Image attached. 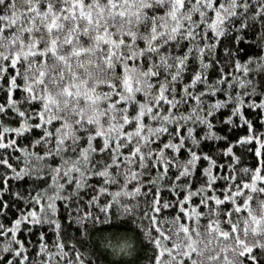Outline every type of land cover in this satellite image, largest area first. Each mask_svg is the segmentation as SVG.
I'll return each mask as SVG.
<instances>
[{"label": "snow or ice", "instance_id": "snow-or-ice-1", "mask_svg": "<svg viewBox=\"0 0 264 264\" xmlns=\"http://www.w3.org/2000/svg\"><path fill=\"white\" fill-rule=\"evenodd\" d=\"M252 34L264 0H0V264H264V54L233 57Z\"/></svg>", "mask_w": 264, "mask_h": 264}, {"label": "trees", "instance_id": "trees-1", "mask_svg": "<svg viewBox=\"0 0 264 264\" xmlns=\"http://www.w3.org/2000/svg\"><path fill=\"white\" fill-rule=\"evenodd\" d=\"M257 31H259V28H257ZM234 43L236 44V47L239 49V54H237L235 49H233V57H234V59H239L241 62L247 60L249 56H257V55L264 54V47H262L260 44L257 43V36L255 34H252L250 37L246 36V38L244 39L243 42L234 41ZM221 51H222V46H221ZM224 56H225V62L227 63V54H224ZM250 69H251V72H252V76L249 77V78H254V77H258L259 76V70L251 68V65H250ZM12 71L13 70L10 68L9 72H12ZM226 71L229 72V73H232L233 75H239L241 77L243 76L242 69H234L231 63H228ZM16 95L18 96V93ZM217 98H223V94L220 93L217 96L208 97V99H217ZM245 108H246V106H245ZM230 110H231V106L218 110L219 113H220L218 118H223V116L229 115L230 114ZM253 112H254V110H253ZM246 114H249V113L246 111ZM229 127L233 128V138H238L239 135H244L246 133V127L243 126V125H240L238 128L235 127V126H229ZM255 127L257 128V130H259L260 128L264 127V125H262L260 123H256ZM217 131H220V130L217 129ZM225 134H226V132H225ZM249 146L252 147L251 142H250ZM122 151H130V148L126 147L125 149H122ZM248 160L253 161L250 164L251 167H255L256 166V163L254 162L255 161L254 157L249 156ZM246 163H247V161H246ZM244 166H245L244 164L240 165L241 168H243ZM238 171H239V169H238ZM241 178H247V177L242 175ZM26 186L27 187H31L30 184H28ZM215 186H216L217 189H220L222 187L221 184H217ZM127 187H129V189L133 188V187H135V183L133 181H129ZM117 190L118 189H116V188L110 187L109 193L101 194V195L102 196L107 195V198L111 199V192L112 191H117ZM217 194L218 195H222V192L218 191ZM173 195H179V193L173 194ZM209 195H211V191H209ZM164 196H165V199H169L170 198V196H169V194L167 192L164 193ZM255 196L258 199L261 196H264V194L257 193V194H255ZM121 197H122V202H129L132 199L131 197H124L122 193H121ZM84 199L87 200L88 197H84ZM136 199L139 200L141 207H143L144 203H145V201H144V193L142 192L140 195H138L136 197ZM100 202L104 203L105 201L103 199H101ZM58 203H60V202L58 201ZM198 203H199V198L198 197L194 198L193 201H192V204L193 205H197ZM253 205L255 206V199L253 201ZM185 206H187V204ZM24 207H25V205L22 204V203L17 205V209L18 210L19 209H23ZM62 207L63 206L61 205V208ZM224 207L225 208L231 207V204L229 202H225ZM95 210L99 211L98 208H96ZM198 210L201 211V212L206 211V209L203 206H201ZM112 211H115V208H113ZM175 211H176V206L173 207L172 211L165 210L163 212V214L160 216V219L164 220L165 217H169L170 218L172 215H174ZM13 218H14V215H13ZM0 220H2L5 225L9 224V221L7 219H5V218H0ZM109 223H111V221H109ZM145 225L147 226V220L145 221ZM161 227H163L165 229H168L169 223H164V224L161 225ZM223 227L226 228L227 225L224 224ZM22 228L23 229H29L31 231V236L29 237L28 232L27 231H23V230L18 231V236L21 239H25L26 241L30 239L33 245H36V246L39 245L38 236H39V233L41 231L45 232V243H47V244H49L51 246L55 242V230L51 226H47V227H41V226H38V225L37 226H33V225L28 224L27 222H23ZM106 231L111 232L112 230L109 229V230H106ZM121 231H123V230H121ZM74 235H75L74 232H70V234L68 235L67 239H70L71 236H74ZM50 250L53 251V252L56 251L55 248H51V247H50ZM69 258H71V257H69ZM114 258H118V257H114ZM39 259L40 258L34 257L33 254L30 252V260L32 261V264H38ZM59 259H60L59 257L54 258L53 259V264H58Z\"/></svg>", "mask_w": 264, "mask_h": 264}]
</instances>
